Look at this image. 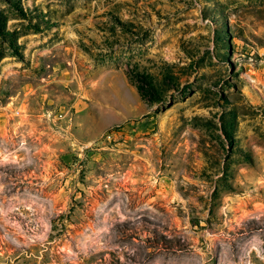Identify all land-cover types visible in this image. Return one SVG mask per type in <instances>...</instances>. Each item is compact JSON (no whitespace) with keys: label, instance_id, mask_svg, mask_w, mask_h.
I'll return each instance as SVG.
<instances>
[{"label":"rangeland","instance_id":"rangeland-1","mask_svg":"<svg viewBox=\"0 0 264 264\" xmlns=\"http://www.w3.org/2000/svg\"><path fill=\"white\" fill-rule=\"evenodd\" d=\"M0 264H264V0H0Z\"/></svg>","mask_w":264,"mask_h":264}]
</instances>
